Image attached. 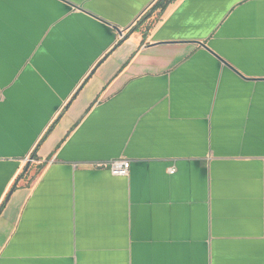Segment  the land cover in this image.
Listing matches in <instances>:
<instances>
[{
    "label": "crops",
    "instance_id": "obj_1",
    "mask_svg": "<svg viewBox=\"0 0 264 264\" xmlns=\"http://www.w3.org/2000/svg\"><path fill=\"white\" fill-rule=\"evenodd\" d=\"M158 1L0 0V264H264V0Z\"/></svg>",
    "mask_w": 264,
    "mask_h": 264
},
{
    "label": "built area",
    "instance_id": "obj_2",
    "mask_svg": "<svg viewBox=\"0 0 264 264\" xmlns=\"http://www.w3.org/2000/svg\"><path fill=\"white\" fill-rule=\"evenodd\" d=\"M96 166H103L109 168L114 174L127 175L131 167V161L125 159H118L106 163H100ZM175 170V168H172L170 169V172L174 173Z\"/></svg>",
    "mask_w": 264,
    "mask_h": 264
},
{
    "label": "trees",
    "instance_id": "obj_3",
    "mask_svg": "<svg viewBox=\"0 0 264 264\" xmlns=\"http://www.w3.org/2000/svg\"><path fill=\"white\" fill-rule=\"evenodd\" d=\"M172 0H159L155 6V8L164 9ZM151 16V13L147 14V18Z\"/></svg>",
    "mask_w": 264,
    "mask_h": 264
},
{
    "label": "water",
    "instance_id": "obj_4",
    "mask_svg": "<svg viewBox=\"0 0 264 264\" xmlns=\"http://www.w3.org/2000/svg\"><path fill=\"white\" fill-rule=\"evenodd\" d=\"M121 35L124 33L123 30L120 31ZM202 46L209 49V47L204 42H199Z\"/></svg>",
    "mask_w": 264,
    "mask_h": 264
}]
</instances>
